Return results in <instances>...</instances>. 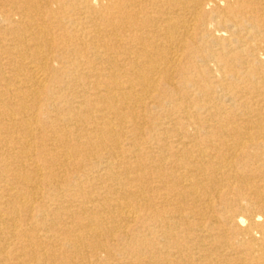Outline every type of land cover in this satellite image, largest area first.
<instances>
[{"label":"bare ground","instance_id":"6f19581e","mask_svg":"<svg viewBox=\"0 0 264 264\" xmlns=\"http://www.w3.org/2000/svg\"><path fill=\"white\" fill-rule=\"evenodd\" d=\"M0 264H264V0H0Z\"/></svg>","mask_w":264,"mask_h":264}]
</instances>
